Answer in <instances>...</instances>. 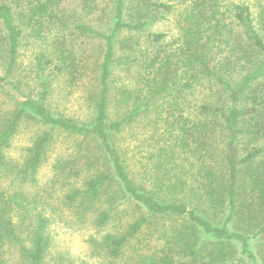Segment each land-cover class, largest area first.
Instances as JSON below:
<instances>
[{
  "label": "trees",
  "instance_id": "trees-1",
  "mask_svg": "<svg viewBox=\"0 0 264 264\" xmlns=\"http://www.w3.org/2000/svg\"><path fill=\"white\" fill-rule=\"evenodd\" d=\"M98 11L107 29L91 23ZM174 15L175 38L147 31ZM85 39L101 43L102 57L92 119L80 123L44 103L50 78L81 79ZM26 40L44 42L36 97L15 90ZM0 46V90L16 103L0 106V264H13V251L22 264L44 263L48 220L10 186L34 180L56 131L78 141L57 173L65 206L108 229L99 247L110 263L264 264V0H0ZM118 48L140 68L132 91L113 85ZM113 93L124 108L115 118ZM26 116L46 131L17 168L7 151ZM138 124L146 163L135 157Z\"/></svg>",
  "mask_w": 264,
  "mask_h": 264
},
{
  "label": "rangeland",
  "instance_id": "rangeland-1",
  "mask_svg": "<svg viewBox=\"0 0 264 264\" xmlns=\"http://www.w3.org/2000/svg\"><path fill=\"white\" fill-rule=\"evenodd\" d=\"M238 2L252 3L254 0H235ZM104 8L101 4L100 9ZM107 12V11H106ZM91 23L103 29H107V17L103 11H98L92 15ZM100 22V24H99ZM177 17L168 16L164 21L149 26L147 31L151 34L162 33L168 38H175L178 34L176 26ZM123 37V36H122ZM139 41V46L144 48L147 44V34L135 35ZM123 39V38H122ZM44 42L24 41L20 49L16 65L17 80L16 94L22 96L36 97L42 92L41 83L36 74L34 66L35 53L44 48ZM119 47V46H118ZM4 46H0V73L3 72L6 64V51ZM84 55L85 67L81 71V79L71 83L63 77L50 78L49 93L45 100V106L54 115L72 119L80 123H89L92 119V103H94L96 93V78L98 65L102 57L101 43L93 39H85L81 47ZM121 48L117 49L114 73L112 77L114 88L121 91H132L137 86L138 73L140 68L135 62L134 57L127 58ZM48 80V79H47ZM12 90H10L11 92ZM11 94V93H10ZM118 93H113L111 97L110 116L115 118L118 114H124V108L116 104ZM0 106L2 110H13L16 103L0 90ZM119 108V109H117ZM137 127V126H136ZM135 129V128H134ZM143 126L138 124L135 132V157L140 162L146 163L147 144L142 133ZM46 128L37 123L34 119L26 116L20 124L19 132L13 137L7 156L18 168L27 157V150L32 146L34 140L40 136ZM125 133L121 142L126 140ZM51 147L48 149L46 158L42 162L34 180L29 178L23 183L11 184V189L21 191L32 201L30 208H34L33 214L40 213L47 222L46 236L48 237L49 247L44 258L43 264H112L106 260L104 253L99 245L103 235L108 231L105 229H95L89 221L82 223L66 206L65 196L68 194L67 187L58 183L57 173L61 167L62 160H72L78 141L67 133L54 132ZM143 157V158H142ZM10 177L6 179V184H10ZM168 224V223H167ZM18 255L12 252L13 264H22ZM123 264V263H119Z\"/></svg>",
  "mask_w": 264,
  "mask_h": 264
}]
</instances>
